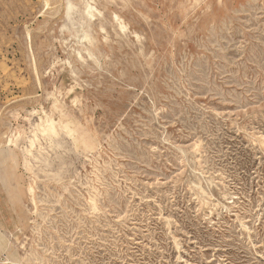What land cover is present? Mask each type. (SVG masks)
<instances>
[{"label": "rangeland", "instance_id": "374dc122", "mask_svg": "<svg viewBox=\"0 0 264 264\" xmlns=\"http://www.w3.org/2000/svg\"><path fill=\"white\" fill-rule=\"evenodd\" d=\"M0 264H264V0H0Z\"/></svg>", "mask_w": 264, "mask_h": 264}, {"label": "bare ground", "instance_id": "6f19581e", "mask_svg": "<svg viewBox=\"0 0 264 264\" xmlns=\"http://www.w3.org/2000/svg\"><path fill=\"white\" fill-rule=\"evenodd\" d=\"M89 6V5H88ZM91 9H93V7L92 6H89L88 8H87V11H90ZM88 13V12H87ZM89 15H91V16H93V14L92 13H89ZM115 18H118V16L117 15H115ZM127 31V26L125 25V24H120L119 26H118V32H126ZM93 51H89V56H90V58H92L93 57ZM44 130V129H43Z\"/></svg>", "mask_w": 264, "mask_h": 264}]
</instances>
